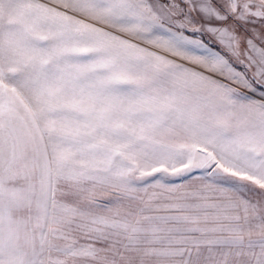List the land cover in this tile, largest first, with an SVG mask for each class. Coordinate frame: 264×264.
<instances>
[{
    "label": "snow or ice",
    "instance_id": "obj_1",
    "mask_svg": "<svg viewBox=\"0 0 264 264\" xmlns=\"http://www.w3.org/2000/svg\"><path fill=\"white\" fill-rule=\"evenodd\" d=\"M0 264H264V0H0Z\"/></svg>",
    "mask_w": 264,
    "mask_h": 264
}]
</instances>
